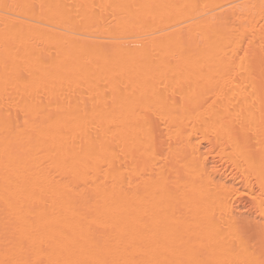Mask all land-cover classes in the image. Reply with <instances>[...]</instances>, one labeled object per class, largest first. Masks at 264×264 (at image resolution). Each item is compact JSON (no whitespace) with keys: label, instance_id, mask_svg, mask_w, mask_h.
I'll return each mask as SVG.
<instances>
[{"label":"bare ground","instance_id":"1","mask_svg":"<svg viewBox=\"0 0 264 264\" xmlns=\"http://www.w3.org/2000/svg\"><path fill=\"white\" fill-rule=\"evenodd\" d=\"M0 264H264V0H0Z\"/></svg>","mask_w":264,"mask_h":264}]
</instances>
